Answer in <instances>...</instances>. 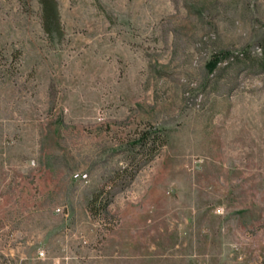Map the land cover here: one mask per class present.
Instances as JSON below:
<instances>
[{
  "label": "rangeland",
  "instance_id": "1",
  "mask_svg": "<svg viewBox=\"0 0 264 264\" xmlns=\"http://www.w3.org/2000/svg\"><path fill=\"white\" fill-rule=\"evenodd\" d=\"M57 2L0 0V264H264V0Z\"/></svg>",
  "mask_w": 264,
  "mask_h": 264
},
{
  "label": "trees",
  "instance_id": "2",
  "mask_svg": "<svg viewBox=\"0 0 264 264\" xmlns=\"http://www.w3.org/2000/svg\"><path fill=\"white\" fill-rule=\"evenodd\" d=\"M42 4L43 9V27L48 34L56 33L58 35H62V26H61V19H60V12H59V5L57 0H39ZM226 52H222L219 55H216L210 62L209 67L213 71L217 68L218 64L221 62L222 57L221 55L225 54ZM239 56V55H238ZM261 64H264L261 61ZM168 142V135L162 129H156L155 131L151 132H141L136 139V148L142 155L140 158V162L143 164H147L151 160L155 158L158 152L165 146ZM139 165L135 171L131 172L129 175H125L124 178H128L132 180L137 171L141 168ZM128 169V168H127ZM127 169H125L127 171ZM101 191L96 193L92 203L95 201H100ZM112 194V193H111ZM109 200L103 204L101 208L107 209L109 205Z\"/></svg>",
  "mask_w": 264,
  "mask_h": 264
}]
</instances>
